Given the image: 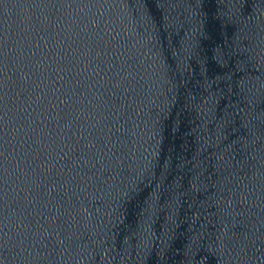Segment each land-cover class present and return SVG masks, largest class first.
I'll use <instances>...</instances> for the list:
<instances>
[{"label":"water","instance_id":"water-1","mask_svg":"<svg viewBox=\"0 0 264 264\" xmlns=\"http://www.w3.org/2000/svg\"><path fill=\"white\" fill-rule=\"evenodd\" d=\"M0 264H264V0H0Z\"/></svg>","mask_w":264,"mask_h":264}]
</instances>
